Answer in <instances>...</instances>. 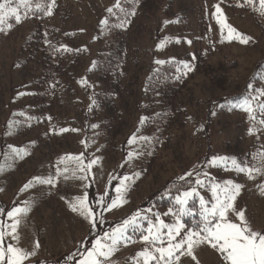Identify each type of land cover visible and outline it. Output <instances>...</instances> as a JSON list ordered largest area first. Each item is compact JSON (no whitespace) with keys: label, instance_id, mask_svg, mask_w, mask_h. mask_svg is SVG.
Instances as JSON below:
<instances>
[{"label":"rangeland","instance_id":"obj_1","mask_svg":"<svg viewBox=\"0 0 264 264\" xmlns=\"http://www.w3.org/2000/svg\"><path fill=\"white\" fill-rule=\"evenodd\" d=\"M115 3L55 0L52 14L44 19L41 40L60 49L81 50V55L70 59L76 63L75 80L61 76L58 86L49 88L50 96L40 102L45 105L42 111L33 101L44 93L36 86L42 67L39 58H30L33 52L28 47L36 22L24 18L13 25L15 20L6 17L0 26V226L5 231L0 247L35 251L24 264H80L98 239L136 212L145 219L139 228L128 230L127 241L108 264H135L134 257L146 247L158 255L157 247H167V229L163 244L148 245L142 236L149 220L156 223L159 216L174 225L179 219L184 227L172 242L186 239L203 227L200 199L211 207L213 186L226 181L241 185L234 209L243 211L250 227L264 234V15L258 11L259 0L147 1L121 33L125 63L118 78L120 94L113 111L104 115L92 110L102 86L89 71L111 38L101 21L108 20L107 10ZM217 4L226 23L250 37L247 44L221 39L213 16ZM156 60L177 62L182 68L189 64L192 69L183 68L186 80L172 99L171 116L163 122L161 95L148 88L149 76L165 64ZM245 99L254 118L237 106ZM141 118H146L143 124ZM133 135L137 140L129 144ZM141 136L148 139L140 140ZM14 148L26 154L17 156ZM70 157L96 163L83 173L76 161L66 159ZM217 157L228 159L213 164ZM232 160L262 171L253 172L250 179L235 170ZM83 175L87 179L76 178ZM49 176L56 177L55 186L35 184L21 191L33 178ZM125 176L131 179L124 181L123 199L109 209L107 205L121 195L116 189ZM196 179L203 184L197 185ZM193 188L190 213L179 218L170 213L178 207L175 197ZM85 195L95 214L94 227L70 208L76 197ZM24 201L31 208L20 218L14 239L8 227L13 219L7 213L23 207ZM228 218L239 223L235 211L230 210ZM186 247L176 253L179 260L174 264H226L207 242L194 247L196 260L183 254Z\"/></svg>","mask_w":264,"mask_h":264},{"label":"snow or ice","instance_id":"obj_2","mask_svg":"<svg viewBox=\"0 0 264 264\" xmlns=\"http://www.w3.org/2000/svg\"><path fill=\"white\" fill-rule=\"evenodd\" d=\"M248 4H254L255 0H245ZM35 3V7L32 5ZM15 5V6H14ZM55 5V0H51L49 3L48 0H0V26L4 24L5 18H13L16 23H20L22 19L26 18L30 13L36 11H42L46 15L52 14V8ZM259 9L261 15H264V0H259ZM215 12L213 13L216 23L220 25L221 28V39H227L229 41L239 40L242 44H247L250 40V37H246L243 34L239 33L235 28L231 27L226 23V17L221 10L219 4L214 5ZM114 9H118L123 12L124 9L121 6V0H116V3L112 8H109L107 11L113 13ZM135 12L125 14V19L122 20L120 26L123 27L125 23H128V15H134ZM102 24L107 25L108 21H101ZM3 28L0 27V31ZM226 30V36L224 35ZM163 43L158 45V48L163 47ZM191 43V41H189ZM67 50V49H65ZM156 64L162 65L166 63L163 60H156ZM183 68L187 71H191V66L189 64H183ZM83 84L84 81H81ZM251 84L249 88H251ZM264 94V93H262ZM243 111L249 113L250 118L252 117V105L248 99L243 100L237 105ZM146 118H141V124L144 123ZM13 123H9V128L11 129ZM93 127H96L95 125ZM61 132L68 131V129H60ZM75 131V130H73ZM140 140H147V137H139ZM137 140V136L133 137L128 141L129 144ZM13 152L17 156L26 154L23 149H13ZM131 157L132 154L130 153ZM261 158L264 159V154H261ZM66 159H71L77 162V170L83 173H87L92 168V165L96 163L95 160L90 161L87 164H84L79 157H70ZM228 158L217 157L212 161L213 164L217 160L227 161ZM63 162V159L62 161ZM232 166L235 170L239 172H246L249 178H252L253 172H261V168H243L240 167L235 160L231 161ZM3 170V166H0V171ZM64 172L67 171V168L63 169ZM57 176L61 175V169L57 168ZM75 175V171L73 172ZM188 176H192L193 173H187ZM201 173H197V176ZM203 175H207L203 173ZM67 178V177H65ZM78 179L84 180L87 179V175L78 176ZM131 177L125 176L123 180L120 181L121 187L116 189L117 193L121 195L118 199L112 200L110 204L107 205L109 209L117 206L118 202L123 199V191L127 190V185L124 181L130 180ZM185 179V177H181ZM56 177L49 176L47 178L35 177L33 180L29 181L24 185V188L21 191H27L29 188L33 187L35 184H47L55 186ZM195 183L197 185H202L203 181L196 179ZM241 185L234 184L232 181H226L223 186L214 185L212 188L213 198L215 202L209 207L203 198L200 199V208H201V218L203 221V227L199 232L193 231L190 233L186 239H182L179 242L173 243L177 236L180 235L181 229H183V224L180 223V220L177 219L174 225L165 224L164 221L160 220L159 216H156V223H153L149 220V226L145 230L146 234L142 236V240L148 244L152 245L157 242L160 244L164 243L163 232L164 229H167L168 244L167 247H157L155 253L150 252L146 247L141 252L136 254L135 264H152L153 261L156 264H174V261H178L179 257L176 255L181 249L185 248L187 245L185 253L188 256H191L193 260H196L195 255L193 254L194 247L200 243L207 242L211 245L213 249H216L223 255V259L226 264H264V234L261 232L253 230L247 220L245 219V213L243 211H238L234 209V201L236 195L240 192ZM262 192H264V185L261 186ZM2 191V189H0ZM222 193V196L220 195ZM195 194V189L186 190L175 197L176 205L178 206L176 210L170 209L169 212L173 215L182 217L185 214L190 213L188 209V200ZM87 196L76 197L74 202L70 204L72 211L77 212L85 220H87L90 225L95 226V214L93 210L87 205ZM31 205L29 201H24L23 207H14L11 211L7 213L8 217L13 219V223L9 225L10 233L14 239H18L15 235L17 230V225L20 223V218L27 215L30 211ZM235 211V215L239 223L232 222L228 218L229 211ZM2 212V210H0ZM145 219L141 216L140 212L134 213L130 218L123 220L117 227L112 229L110 233H105L101 239H98L93 245L92 249L87 252V255L80 261V264H108V261L112 254L116 251L117 247L121 242L127 241V232L130 228L136 229L140 226V220ZM5 231L4 227L0 226V242L4 240ZM196 237L197 239H193ZM38 248L39 245L37 244ZM35 255V251L28 252L22 248L14 247L9 245L6 249L0 247V264H24V261L29 259L31 256ZM142 258V260H141Z\"/></svg>","mask_w":264,"mask_h":264},{"label":"trees","instance_id":"obj_3","mask_svg":"<svg viewBox=\"0 0 264 264\" xmlns=\"http://www.w3.org/2000/svg\"><path fill=\"white\" fill-rule=\"evenodd\" d=\"M147 1L149 2V0H121V6L124 11L121 12L118 9H114L113 13H109L108 24L104 26V31L109 33L111 38L106 43L102 58L89 71V74L94 76L102 86V90L96 97L97 100L92 105V110L97 114L106 115L113 111L114 102L120 94L118 78L125 63V44L123 39H121V33L129 27L138 9ZM48 2L50 3L51 0H48ZM32 7H35V3H33ZM132 11L135 14L128 15L126 18L129 22L121 27L120 24L125 19V14ZM26 18H32L36 22L35 31L30 41H28V47L33 52L30 58L32 60L39 58L42 67V73L39 80L36 81V86L38 89L44 90V93L36 94L35 100H33L35 104H38L37 109L42 111L45 105H41L40 102L42 100L45 101V98L50 96L49 88L51 86L57 87L61 76H64L69 82L75 80L74 71L76 68L74 65L76 63L70 62V59L75 60L76 57L80 56L81 50H64L41 40L45 37L43 22L47 18V15L42 11H34ZM17 24L15 21L13 22V25ZM189 75L192 76V74ZM185 76L184 69L177 62H167L149 76L148 88L161 95L164 106L163 112L160 113L159 122H163L171 116L173 112L172 99L186 80Z\"/></svg>","mask_w":264,"mask_h":264}]
</instances>
